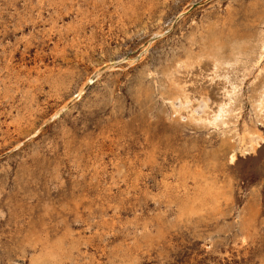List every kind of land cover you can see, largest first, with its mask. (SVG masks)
<instances>
[{"label":"rangeland","instance_id":"374dc122","mask_svg":"<svg viewBox=\"0 0 264 264\" xmlns=\"http://www.w3.org/2000/svg\"><path fill=\"white\" fill-rule=\"evenodd\" d=\"M263 45L264 0H0V264H264Z\"/></svg>","mask_w":264,"mask_h":264},{"label":"bare ground","instance_id":"6f19581e","mask_svg":"<svg viewBox=\"0 0 264 264\" xmlns=\"http://www.w3.org/2000/svg\"><path fill=\"white\" fill-rule=\"evenodd\" d=\"M234 33H235V32H234ZM236 33H237V32H236ZM237 34H238V33H237ZM221 37H222V36H221ZM221 37H215V36H214V37H213V40H214V42L219 43V46L221 45V47H224V46H225V40H224L223 38H221ZM214 44H215V43H214ZM262 47H264V45H263ZM263 49H264V48H263ZM261 59H262V58H261ZM97 73H98V72H97ZM173 86H174V85H173ZM179 89H180V88H179ZM179 89H178V90H179ZM233 89H234V88H233ZM175 90H176V88H175ZM180 90H181V89H180ZM182 91H184V90H182ZM235 91H236V90H235ZM172 92H173V91H172ZM174 92H175V91H174ZM229 93H230V92H229ZM229 93H228V94H229ZM235 93H236V92H235ZM172 94H173V93H172ZM174 95H175V93H174ZM229 95H231V94H229ZM172 96H173V95H172ZM231 96H232V95H231ZM263 97H264V96H263ZM176 98H177V97H176ZM183 98H184V97H183ZM201 98H202V97H201ZM229 98H231V97H229ZM259 98H260V97H259ZM173 99H174V98H173ZM179 100H180V98H179ZM227 100H228V99H227ZM234 100H235V99H234ZM175 102H176V101H175ZM184 102H185V101H184ZM261 102H263V101H261ZM177 105H179V104L177 103ZM225 105H226V104H225ZM258 105H259V104H258ZM183 106H184V104H183ZM262 106H264V105H262ZM173 107H174V106H173ZM175 107H176V106H175ZM178 107H179V106H178ZM181 107H182V105H181ZM227 107H228V106H227ZM182 108H183V107H182ZM201 108H203V106H199V109H198V110L201 111ZM232 109H233V108H232ZM186 110H187V109H186ZM230 110H231V109H230ZM260 111H261V110H260ZM196 112H197V111H196ZM227 112H228V110H226L225 107H221L220 110H219V116H218V117H223L224 115H226ZM257 112H258V111H257ZM175 113H176V112H175ZM175 113H174V114H175ZM199 113H200V112H199ZM232 113H233V112H232ZM216 114H217V113H216ZM257 114H258V113H257ZM192 115H193V114H192ZM260 115H261V114H260ZM54 116H55V114H54ZM188 116H191V115H188ZM232 116H233V115H232ZM193 117H194V116H193ZM213 117H214V115H213ZM225 117L227 118V116H225ZM189 118H190V117H189ZM229 118H230V117H229ZM231 118H232V117H231ZM231 118H230V119H231ZM216 119H218V118H216ZM216 119H214V120L216 121ZM191 120H192V119H191ZM194 120H195V119H194ZM194 120H193V121H194ZM227 120H228V118H227ZM212 121H213V119H212ZM224 121H226V120H224ZM236 121H237V120H236ZM213 122H214V121H213ZM226 123H227V122H226ZM216 124H217V123H216ZM223 124H224V123H223ZM218 125H219V124H218ZM222 126H223V125H222ZM250 130H251V129H250ZM250 130H249V131H250ZM255 131H256V130H255ZM245 134H246V133H245ZM245 134H244V135H245ZM253 134H254V133H253ZM253 134H246V135H247L246 137H248L249 140H248V143H247V144L245 143V144H246V145H249V146L246 147V145L243 143L244 145H243L242 148H244V146H245L246 148L251 149V151H252V149H254L255 145L258 144L259 141L262 139L261 136H259V135L256 136L255 134H254V135H255V136H254ZM244 135H243V136H244ZM248 135H249V136H248ZM246 137H245V138H246ZM242 138H243V137H242ZM240 139H241V138H240ZM242 140H243V139H242ZM260 143H261V142H260ZM235 146H236V145H235ZM255 149H256V148H255ZM255 149H254V150H255ZM244 150H245V149H244ZM246 150H247V149H246ZM251 151H250V152H251ZM234 157H235V155H232V157H231V161H233V158H234ZM200 174H201V173H200ZM58 241H59V240H58ZM60 242H62V241H60ZM60 242H58V244H59ZM56 244H57V243H56ZM59 245H61V243H60ZM61 246H62V245H61ZM54 248H57V250L59 249V247H54ZM60 249H61V248H60ZM60 249H59V251H61ZM54 251H55V250H54ZM52 253L54 254V252H52ZM56 253H57V252H55V255H56ZM57 255H58V254H57ZM57 255H56V256H57ZM59 255H61V254H59ZM62 256H63V255H62Z\"/></svg>","mask_w":264,"mask_h":264},{"label":"snow or ice","instance_id":"6c2138e0","mask_svg":"<svg viewBox=\"0 0 264 264\" xmlns=\"http://www.w3.org/2000/svg\"><path fill=\"white\" fill-rule=\"evenodd\" d=\"M233 163H234V164H237V163H238V160H237L235 157L233 158ZM262 166H264V165H262ZM244 243L247 244L248 241L245 240Z\"/></svg>","mask_w":264,"mask_h":264}]
</instances>
